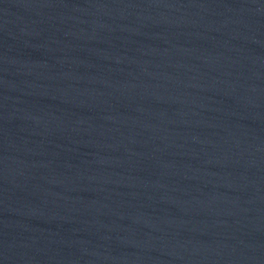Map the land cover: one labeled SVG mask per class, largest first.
<instances>
[{"label":"water","instance_id":"obj_1","mask_svg":"<svg viewBox=\"0 0 264 264\" xmlns=\"http://www.w3.org/2000/svg\"><path fill=\"white\" fill-rule=\"evenodd\" d=\"M0 264H264V0H0Z\"/></svg>","mask_w":264,"mask_h":264}]
</instances>
